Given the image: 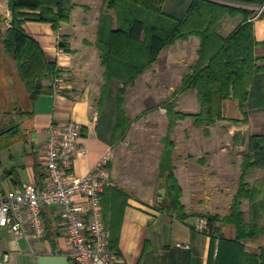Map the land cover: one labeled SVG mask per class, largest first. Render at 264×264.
<instances>
[{
    "label": "trees",
    "instance_id": "obj_1",
    "mask_svg": "<svg viewBox=\"0 0 264 264\" xmlns=\"http://www.w3.org/2000/svg\"><path fill=\"white\" fill-rule=\"evenodd\" d=\"M102 1L105 8L99 16L94 44L101 53L104 69L97 134L111 148L126 138L131 127L125 108L127 89L153 67L163 50L192 37L199 40L197 59L175 90L176 94L194 91L200 103L199 112L183 113L176 110L171 100L163 103L168 127L161 139L163 149L158 177L166 188V201L159 206L184 220L190 215L181 202L183 191L172 159L176 148L172 136L177 122L191 118L195 128H206L208 136V127L225 120V100L237 101L241 109L243 118L231 119L234 124L248 125L253 118L264 116V56L255 54L256 47L264 46V41L259 43L255 39L252 20L255 12L227 4H248L247 0ZM250 2L264 5V0ZM75 6L73 0L11 1V26L5 33L0 32V43L15 63L24 97L20 107H15L18 120L10 125L15 127L0 136V155L3 150L27 141L20 123L34 114V103L41 95L52 92V84L44 82L52 83L63 73L55 61L47 58L40 44L25 32L23 24L47 23L58 32L62 23L70 22ZM237 16H241V20L233 30L227 35L221 34L222 21ZM259 16L264 19V10ZM57 46L70 52L66 37ZM112 81L120 84L113 97ZM239 169V185L230 212L224 216L210 213L196 216L206 222L211 233H219L218 225L235 228L234 241L219 235L215 264H264V245L261 244L264 242V132L249 135ZM253 172L258 175L250 184L247 179ZM108 195L112 196V204L109 213L103 214V221L110 233L109 248L118 254V233L128 196L122 189L113 187L102 194L101 205ZM244 202L248 204L249 218L243 209ZM249 242H260L257 253L247 251Z\"/></svg>",
    "mask_w": 264,
    "mask_h": 264
},
{
    "label": "crops",
    "instance_id": "obj_2",
    "mask_svg": "<svg viewBox=\"0 0 264 264\" xmlns=\"http://www.w3.org/2000/svg\"><path fill=\"white\" fill-rule=\"evenodd\" d=\"M97 1L103 4L102 0H95L96 4ZM80 11L82 9L76 5L71 13L70 22L62 23L58 32H54L51 25L47 23L29 21L23 24L25 32L40 44L47 58L55 61L58 67L63 70L59 77L62 84L59 91L53 87L51 93L41 95L34 103V114L23 120L27 122L23 128L27 141L9 149L8 155H0V191L11 190L27 184H32L38 189L45 188V171L41 161V151L48 139V129L53 123L64 124L72 120L82 126L79 145L85 149V152L80 153L75 159L72 174L76 177L87 175L109 147L107 142L98 137L99 113L92 108L89 95V89L98 86L104 73L101 66V53L94 45L102 10H96V17L92 16L93 19L86 18L79 21L75 14ZM253 24L255 39L261 43L264 41V19L253 18ZM230 31L223 35H227ZM63 37H66L70 52H66V57H59L58 53L62 49L57 44ZM191 42L194 43L196 55L199 40L194 37L188 41L177 42L163 51L175 47L186 51L189 50ZM255 54L257 57L264 56V46L256 47ZM159 62L158 58L153 67L138 80L149 72L153 75L156 74L159 71ZM44 84L53 86V82L45 81ZM223 116L225 120L218 122L221 125L228 123L231 119L241 120L242 112L238 102L225 100ZM215 146L217 148V145ZM218 150L216 153L222 154L226 150L232 151L234 148L231 145L226 148L219 146ZM139 151L146 152L148 148L143 144ZM113 152H115V147ZM173 158L175 159V154ZM115 159L114 154L110 163L114 186L122 189L128 196L127 203L122 210V221L118 233V254L110 249L120 264H215L219 235L234 241V226L218 225L219 233H211L209 230L200 231L199 224L202 219L196 215L201 212L195 207L196 210L187 207L190 216L180 220L175 213L166 212L159 206L158 195L164 183L158 177V173L157 176L153 175L151 178L143 177L142 179L139 177L133 179L131 176L128 178L119 177L115 172ZM1 175L5 176L1 178ZM177 178L184 189L182 201L186 206H189L186 203V188L183 181L185 183L190 181V175L187 179V175L180 176L177 173ZM136 184L140 185L136 186ZM111 197L108 195L104 204L101 205L102 216L105 212L109 213L110 211ZM75 200L86 204V200L82 197H76ZM42 219L45 234L40 239L26 241L8 230L2 229L0 232V264H38V259L41 256L66 257L71 248L68 245L65 230L61 227L58 208L43 209ZM213 237L214 240H212ZM21 241H25V248H22ZM248 245L255 249L257 244L249 242L246 244V248ZM253 249L248 251L247 248V251L249 253L258 252ZM70 263L71 261H69Z\"/></svg>",
    "mask_w": 264,
    "mask_h": 264
},
{
    "label": "rangeland",
    "instance_id": "obj_3",
    "mask_svg": "<svg viewBox=\"0 0 264 264\" xmlns=\"http://www.w3.org/2000/svg\"><path fill=\"white\" fill-rule=\"evenodd\" d=\"M11 1L0 0L1 33H5L11 26ZM73 1L82 9V11L75 14L79 21L86 18L93 19L92 16L96 17V10L101 11L105 8V5L100 4L99 1L96 4L95 0ZM247 1L248 4H227L253 10L255 12L254 18L260 17V13L264 10L261 7H264V5H252L250 1L255 0ZM95 5L97 6L95 7ZM240 20L241 16L224 19L219 28L220 33L224 34L232 30ZM193 44L191 42L189 50L186 51L179 47L163 51L164 53H161L162 57L161 55L159 57V71L154 75L149 72L146 76L137 79L138 81L133 87L127 89L125 108L131 121V127L127 133L128 136L115 146V152L112 148V153L115 154L116 158L115 172L119 177L125 176L128 178V176H131L133 179L135 177L142 179L143 177L157 176L160 155L163 149L161 139L165 136L168 127L166 109L163 108L165 101L171 100L176 110L183 113L195 114L199 112L200 103L194 91L175 93V90L181 84L182 77L188 72V66L193 64L194 59L197 58ZM102 85L103 79L100 83L98 82L97 87L89 89L92 108L98 113L100 112L99 99ZM119 87L120 84L117 81L111 82V97L114 96ZM23 93L24 90L18 79L15 63L3 51L0 43L1 131L11 127L10 125L18 120L14 111L15 107H20V104H22ZM107 107L108 104L106 110ZM20 124L24 128L27 122L23 121ZM207 129L208 136L205 135L206 128H195L191 118L177 122L172 136L176 146L172 155L175 175L176 177L177 173L180 176L187 175V179L190 175V181L186 183L183 181L186 188V203L189 206L183 203V199H181V202L186 209L192 207V209L196 208L201 212L200 214L210 213L224 216L230 212L232 198L238 189L239 164L242 155L247 150V139L251 133L264 132V116L253 118L248 125L234 124L229 120L224 125L217 122ZM143 144L148 148V151H139ZM215 145H217V148ZM230 145L233 146L234 150H226L222 154L216 153V151H219V146L226 148ZM14 146L10 149H13ZM1 153V155H8L10 150H3ZM174 154L175 159L173 158ZM6 162H9L8 159ZM257 175V172L251 173L247 179L248 182L252 184ZM139 185L136 184V186ZM181 187L183 191V186L181 185ZM243 209L246 212V218H249L246 202H244ZM2 229L4 228H0V232ZM20 244L22 248L26 247L25 241H21ZM256 244L257 248L260 242H256ZM247 248L248 251L253 249L250 245Z\"/></svg>",
    "mask_w": 264,
    "mask_h": 264
},
{
    "label": "built area",
    "instance_id": "obj_4",
    "mask_svg": "<svg viewBox=\"0 0 264 264\" xmlns=\"http://www.w3.org/2000/svg\"><path fill=\"white\" fill-rule=\"evenodd\" d=\"M58 56L67 53L61 50ZM61 84L56 79L54 89L59 91ZM81 137L82 126L75 121L50 125L41 151L46 186L38 189L27 184L0 191V227L26 241L40 239L45 234L42 211L56 207L71 248L66 255L70 264H120L109 248L101 206L102 194L115 187L110 170L112 148L107 147L87 175L76 177L72 174L75 159L85 152L79 145ZM76 197L84 198L86 204ZM199 230H207L204 220Z\"/></svg>",
    "mask_w": 264,
    "mask_h": 264
},
{
    "label": "water",
    "instance_id": "obj_5",
    "mask_svg": "<svg viewBox=\"0 0 264 264\" xmlns=\"http://www.w3.org/2000/svg\"><path fill=\"white\" fill-rule=\"evenodd\" d=\"M261 9L263 10L264 7H261ZM14 127L15 126H11L5 130L0 131V136L10 131ZM158 196H159L158 197L159 204H163L166 201V188L164 184L160 189ZM38 264H69V261L66 257H62V256H41L38 259Z\"/></svg>",
    "mask_w": 264,
    "mask_h": 264
}]
</instances>
